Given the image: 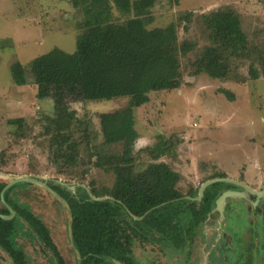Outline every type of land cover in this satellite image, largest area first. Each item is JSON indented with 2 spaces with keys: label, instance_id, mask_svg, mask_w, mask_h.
I'll return each mask as SVG.
<instances>
[{
  "label": "rangeland",
  "instance_id": "1",
  "mask_svg": "<svg viewBox=\"0 0 264 264\" xmlns=\"http://www.w3.org/2000/svg\"><path fill=\"white\" fill-rule=\"evenodd\" d=\"M110 4L114 21L129 16L113 0ZM224 7L238 13L253 51L248 57L233 58L225 79L193 74L191 61L210 44L202 15ZM187 12H191L190 21L182 19ZM83 16L71 0H0L2 183L15 177L51 179L74 186L73 193L78 185L90 191L89 184L94 182L99 191H104L114 182L112 172L93 165L96 154L118 153L122 148L120 143L104 144L99 115L125 106L127 98L73 100L72 96L80 92L78 83H72L61 98L55 95L54 87L45 89L43 97L38 98L29 72L31 61L53 48L74 52L77 36L83 30ZM150 17L147 28L174 23L178 42H195L196 47L180 57L182 87L151 92L149 102L134 110L138 133L134 144L136 170L143 171L153 161L150 152L157 144H170L167 155L159 160L181 174V206L187 205V199L194 200L203 182L223 175L222 169L230 173L239 168L242 175L236 180L255 190L264 189V171L260 177L247 174L250 184L244 181L242 172L251 163L264 168V75L251 79L248 73L249 64L259 58V52L264 54V0H156ZM14 62L27 70V84L13 82L10 69ZM263 72L260 68L259 73ZM222 90H228L234 99L228 100ZM65 103L75 111L72 129L79 143L80 161L75 166L64 164L59 171L51 159L49 137L57 131L51 121L54 113ZM232 185L244 190L238 184ZM10 187L12 204L43 222L64 264H76L67 205L39 184L18 181ZM254 195L247 192L246 198H227L222 213L214 206L196 222L192 240L184 238V244L166 242L157 231L148 233L145 241L134 240V260L137 264H264V195L253 204ZM16 222L20 231L9 241L0 240V264H56L50 251L33 235L30 237L33 231L24 218L17 217Z\"/></svg>",
  "mask_w": 264,
  "mask_h": 264
},
{
  "label": "trees",
  "instance_id": "2",
  "mask_svg": "<svg viewBox=\"0 0 264 264\" xmlns=\"http://www.w3.org/2000/svg\"><path fill=\"white\" fill-rule=\"evenodd\" d=\"M71 1L73 7L80 8L84 14L83 30L77 36L73 53L53 48L31 61L29 72L37 87V97L42 98L45 89L54 87L55 95L61 98L72 83H78L80 92L72 96L73 100L126 97L127 103L99 115L104 144L122 145L118 153L96 154L93 162L112 172L114 182L104 191H99L91 182L90 192L96 197L109 198L93 199L81 186H76L73 193L60 183L52 185V189L69 209L72 241L80 257L76 264H115L112 260L137 264L131 249L134 240L145 241L148 233L157 231L159 238L175 245L184 244V238L191 241L194 225L215 206L222 188V182H215L205 190L199 202L187 199V205L181 206L184 197L178 188L181 174L159 160L167 155L170 144H157L150 152L153 161L143 171L138 172L134 166V144L138 138L135 108L148 103L151 92L182 87L180 57L193 51L196 43L186 40L179 43L174 23L147 28L156 0H113L121 12L129 14L123 21H114L111 17L110 0ZM190 16L191 12H187L182 19L190 21ZM202 20L210 44L203 46L191 61L193 74L225 79L231 70V60L248 57L253 51L248 46L241 19L235 10L224 7L203 14ZM255 62L248 68L251 79L264 75V72L259 73L260 68H264V54L259 52ZM10 71L16 85L28 83L27 70L19 62H14ZM221 92L228 100L234 99L228 90ZM75 120V111L68 103L57 108L51 120L57 131L50 133L49 149L59 171L64 164L75 166L80 161V147L72 129ZM4 185L0 183V191ZM16 216L23 217L32 227L56 264H64L46 226L23 210ZM17 217L11 220L0 217L3 239L9 241L16 232ZM11 257L17 261L12 253Z\"/></svg>",
  "mask_w": 264,
  "mask_h": 264
},
{
  "label": "water",
  "instance_id": "3",
  "mask_svg": "<svg viewBox=\"0 0 264 264\" xmlns=\"http://www.w3.org/2000/svg\"><path fill=\"white\" fill-rule=\"evenodd\" d=\"M18 181H25V182H30V183H35V184H39L43 187H45L46 189L50 190L53 194H55L58 198H60V200H62L65 204L66 202L64 201V199L58 194L56 193L55 191H53L47 184V180L45 179L44 181H40L38 179H35V178H31V177H15L14 179H12L11 181H9L3 188L2 190L0 191V199L1 201L7 206V208L10 210V214L9 215H4V214H1L0 213V217L5 219V220H8L10 218H12L13 216L16 215L15 211L6 204V202L4 201V192L6 189H8L10 186H12L14 183L18 182ZM228 182V183H232V184H238L240 186H242L245 191H238V190H226L224 192H222L218 197L217 199L215 200V207L217 208V210L222 213L223 212V209H224V203L226 201L227 198L229 197H239V198H246V195H247V192H251V193H254L257 197V199H259V197L263 196L264 195V189L262 190H254L250 187H248L247 185L243 184L242 182L240 181H237L235 179H231V178H226V177H214V178H211V179H208L206 180L205 182H203L199 188V191H198V195L196 197H194L193 199H200L202 196H203V193H204V190L206 187H208L210 184H213L215 182ZM58 182H61V181H58ZM62 183V182H61ZM78 186H81L83 188L86 189V191L88 192V194L93 198V199H96V200H101V199H105V198H109L108 196H104V197H96L94 195L91 194V192L83 185H78ZM188 198H191V197H188ZM258 201V200H256ZM255 203V202H254ZM135 219H140L141 217H134ZM69 236H70V241H71V245L73 246L74 248V245H73V241H72V235H71V228H70V225H69ZM74 251L76 253V256H77V259L79 258V255H78V252L76 251V249L74 248ZM115 264H123L119 261H116V260H112Z\"/></svg>",
  "mask_w": 264,
  "mask_h": 264
},
{
  "label": "flooded vegetation",
  "instance_id": "4",
  "mask_svg": "<svg viewBox=\"0 0 264 264\" xmlns=\"http://www.w3.org/2000/svg\"><path fill=\"white\" fill-rule=\"evenodd\" d=\"M0 183H2V182H0ZM8 183V182H7ZM6 183V184H7ZM55 183H60V185H63V186H65L67 189H69V190H71V192H72V189H74L75 187L73 186H70V185H68V184H66V183H64V182H58V180H51L50 179V181L49 180H47V182H46V184L52 189V185H54ZM223 184H222V188L220 189V191H219V195L222 193V192H224V191H226V190H237L232 184L230 185V184H228V183H226V182H222ZM5 184V185H6ZM4 185V186H5ZM212 184H210L208 187H206L205 188V190L207 189V188H209L210 186H211ZM2 190V189H1ZM53 190V189H52ZM205 190H204V192H205ZM255 190V189H254ZM262 190V189H261ZM11 191V187H9L8 189H6L5 190V192H4V195H3V197H4V201L6 202V204L8 205V206H10L14 211H15V213H18V211H20V209L19 208H17V207H15L13 204H12V200H11V197H10V192ZM54 191V190H53ZM238 191H242V190H238ZM243 191H245V189L243 190ZM56 192V191H55ZM57 193V192H56ZM251 193V192H250ZM204 194V193H203ZM218 195V196H219ZM217 196V197H218ZM202 198V197H201ZM200 198V199H201ZM252 198H253V204H256L258 201H256V200H258L257 199V197H256V195H254V196H252ZM217 199V198H216ZM215 199V200H216ZM196 201V200H195ZM255 202V203H254ZM67 205V204H66ZM68 207V206H67ZM69 210V209H68ZM0 212H1V214H4V215H9L10 214V210L7 208V206L1 201V199H0ZM31 216V215H30ZM15 217H16V215L15 216H13L12 218H10V219H8V220H11V219H15ZM135 219V218H134ZM43 223V222H42ZM29 225V224H28ZM30 228H32L31 226H30ZM47 228V227H46ZM18 231H20V230H18V228H17V230H16V232H18ZM33 231V230H32ZM23 232V234H26V232L25 231H22ZM1 235H2V237H1ZM13 235H14V233H13ZM13 235H11V238H12V236ZM32 235H33V237H35V238H37V234L35 233V232H33L32 234H31V236L30 237H32ZM4 238V236H3V233H0V240H5V239H3ZM38 239V238H37ZM52 240V239H51ZM53 242V241H52ZM41 244V243H40ZM54 244V243H53ZM42 245V244H41ZM54 247H55V245H54ZM55 250L60 254V252L57 250V248L55 247ZM48 251V250H47ZM51 253V252H50ZM51 256L50 257H52L53 258V260H54V262H55V259H54V257H53V255H52V253L50 254ZM60 256L62 257V255L60 254ZM62 259H63V257H62ZM79 260H80V257L77 259V263L79 262ZM56 263V262H55ZM63 263H64V259H63ZM249 263V262H248Z\"/></svg>",
  "mask_w": 264,
  "mask_h": 264
},
{
  "label": "crops",
  "instance_id": "5",
  "mask_svg": "<svg viewBox=\"0 0 264 264\" xmlns=\"http://www.w3.org/2000/svg\"><path fill=\"white\" fill-rule=\"evenodd\" d=\"M194 126L195 125H197L196 123H194L193 124ZM255 145V144H254ZM254 147V146H253ZM258 149H260V146H258L257 147ZM258 158L260 159V157H261V151L259 150L258 151ZM258 164H259V161H258ZM261 164V163H260ZM262 165H264V162H262ZM264 169V168H263ZM261 167H260V165H254L253 163H251V165L250 166H247L246 168H245V170H243L242 172H244L243 174H244V181H246L247 183H249V181H248V178H247V174L248 175H251L252 177L251 178H254L255 176H258L259 174L260 175H262V173H263V170ZM238 170H240L239 168H237V169H235V171L234 172H230V173H227L228 172V170H226V169H222V172H224L223 174H225V175H228V176H230V177H232L231 179H235V178H237V179H239L240 180V176L242 175L241 173H240V171H238ZM254 175V176H253ZM260 175H259V177H260ZM221 177V176H220ZM263 179V178H262ZM236 180V179H235ZM239 180H237V181H239ZM257 182H255V184H256ZM250 184V183H249Z\"/></svg>",
  "mask_w": 264,
  "mask_h": 264
}]
</instances>
